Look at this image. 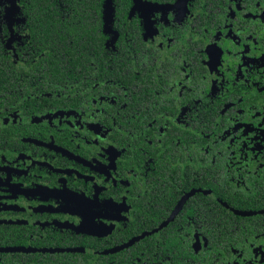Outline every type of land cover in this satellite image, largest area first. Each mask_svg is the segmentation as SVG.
<instances>
[{
    "label": "flooded vegetation",
    "instance_id": "af4514ba",
    "mask_svg": "<svg viewBox=\"0 0 264 264\" xmlns=\"http://www.w3.org/2000/svg\"><path fill=\"white\" fill-rule=\"evenodd\" d=\"M0 0V264H264V0Z\"/></svg>",
    "mask_w": 264,
    "mask_h": 264
},
{
    "label": "trees",
    "instance_id": "16d2710c",
    "mask_svg": "<svg viewBox=\"0 0 264 264\" xmlns=\"http://www.w3.org/2000/svg\"><path fill=\"white\" fill-rule=\"evenodd\" d=\"M46 1V7L43 8V12L47 15V16H52L53 15V12H54V9L51 7L50 3H49V0H44ZM30 10H31V15L34 16L36 15L35 12H36V8L34 7V0H31V7H30ZM2 70L0 69V84H3V80L1 79V75H2Z\"/></svg>",
    "mask_w": 264,
    "mask_h": 264
}]
</instances>
